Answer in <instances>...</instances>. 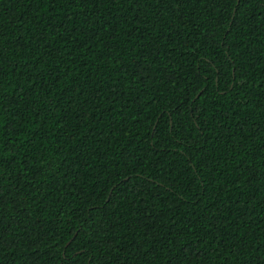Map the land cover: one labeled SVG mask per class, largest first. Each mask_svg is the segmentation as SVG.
Masks as SVG:
<instances>
[{
  "label": "trees",
  "instance_id": "16d2710c",
  "mask_svg": "<svg viewBox=\"0 0 264 264\" xmlns=\"http://www.w3.org/2000/svg\"><path fill=\"white\" fill-rule=\"evenodd\" d=\"M0 264H264V0H0Z\"/></svg>",
  "mask_w": 264,
  "mask_h": 264
},
{
  "label": "snow or ice",
  "instance_id": "6c2138e0",
  "mask_svg": "<svg viewBox=\"0 0 264 264\" xmlns=\"http://www.w3.org/2000/svg\"><path fill=\"white\" fill-rule=\"evenodd\" d=\"M38 2H39V0H38ZM197 95H202V92L201 93H198ZM173 135L174 136L176 135L175 131L173 132Z\"/></svg>",
  "mask_w": 264,
  "mask_h": 264
}]
</instances>
